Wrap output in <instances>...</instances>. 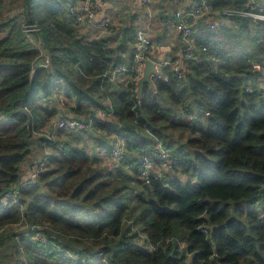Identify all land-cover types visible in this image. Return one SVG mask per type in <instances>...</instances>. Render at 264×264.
Here are the masks:
<instances>
[{
    "label": "trees",
    "instance_id": "trees-1",
    "mask_svg": "<svg viewBox=\"0 0 264 264\" xmlns=\"http://www.w3.org/2000/svg\"><path fill=\"white\" fill-rule=\"evenodd\" d=\"M67 1L25 0V23L40 28L48 66L23 32L25 23L17 37L0 40V198L18 186L39 143V157L48 159L38 184L20 189L16 201L0 203V246L7 229L25 222L27 231L45 240L23 237L27 231L12 237L21 255L16 264H264V47L258 43L264 22L241 17L218 33L201 26L202 59L190 62L181 78L166 68L169 81L145 85L139 99L137 83L124 87L104 78L122 63L113 61L104 42L79 32L66 15ZM230 4L246 9L244 0L211 1L218 10ZM225 38L247 40L261 54L234 59ZM54 75L65 82L55 84ZM63 89L66 102L60 103L56 95ZM58 105L92 121L84 132L123 139L114 173L93 166L86 150L67 140L52 137L43 145L44 137L35 136L46 123L53 130ZM22 106L31 113L29 126ZM98 110L113 112L114 121H99ZM165 128L190 137L171 145L163 139ZM156 138L170 158L155 160L158 171L145 183L141 163ZM162 169L193 173L195 181Z\"/></svg>",
    "mask_w": 264,
    "mask_h": 264
},
{
    "label": "built area",
    "instance_id": "built-area-1",
    "mask_svg": "<svg viewBox=\"0 0 264 264\" xmlns=\"http://www.w3.org/2000/svg\"><path fill=\"white\" fill-rule=\"evenodd\" d=\"M104 0H68L66 3V15L69 16L77 26H86L92 24ZM143 9L142 13L138 15L139 21L147 19L148 23L138 25L134 30V40L132 43V56L129 63H122L111 70H109L104 78L107 82L113 84L123 85L128 87L136 84L144 72L145 60L151 59L150 53L153 46L149 26L152 19L153 0H139ZM211 1L214 0H191L190 4L185 9L177 10L175 13V29L178 31L182 38V60H173L168 58H161L154 60L156 67V74L153 76L154 80L169 81L166 68L170 67L181 78L187 70V65L192 61H199L202 59V53L207 50L206 46H198V25L203 23L210 31L216 32L224 24L234 25L235 19L241 17L251 18L256 21L264 22V0H244L245 7L237 8L235 5L223 7L219 10H213ZM216 13V19L213 14ZM111 26V18L104 17L101 22V28L107 31ZM23 32L26 34L27 39L37 44L40 49L41 55L44 56L43 64L48 66L50 64L49 57L44 53L41 46V39H38L40 28L37 24H23ZM258 43L264 47V33L258 38ZM54 73V72H53ZM63 79L54 75L53 82L55 84L63 83ZM247 92H252L250 86H245ZM262 98H264V81L259 88ZM57 98L60 103L66 102V90L63 89L57 92ZM46 100L44 99V102ZM107 106L112 108V103L107 98ZM98 120L101 122L114 121L115 117L113 112L106 113L98 110ZM92 121L80 117H67L60 116L51 120V127L54 131H63L67 134H75L84 132L92 127ZM117 128L120 124L116 122ZM111 139L109 146H98L97 152L103 157H111L114 160H120L123 156V139L116 133L106 134ZM48 153V152H47ZM170 151L165 148L162 143L156 138V144L152 148V152L146 156L141 163V177L145 183L149 182V177L157 172L155 160L169 161ZM48 159L46 157H39L29 167L26 174H22V178L11 193L5 194L0 198V203L5 205L9 199L17 200L19 190L29 185H36L39 182L40 174L45 170ZM23 237L45 240L40 232L27 231L22 234ZM138 244H141L143 249L151 250L149 244L141 242L140 239H134ZM102 257V253L99 254ZM72 258L83 260L79 255H71ZM24 259V257H23Z\"/></svg>",
    "mask_w": 264,
    "mask_h": 264
},
{
    "label": "crops",
    "instance_id": "crops-1",
    "mask_svg": "<svg viewBox=\"0 0 264 264\" xmlns=\"http://www.w3.org/2000/svg\"><path fill=\"white\" fill-rule=\"evenodd\" d=\"M190 2L191 0H153L151 4L152 19L149 26V32L153 43L150 57L153 61L161 58H168L171 59V61L177 59L182 60V38L174 26L175 13L177 10L187 8ZM142 11L143 9L139 0H104L92 24L77 26V28L87 39L104 42L114 62L126 64L130 62L132 56V40L130 36H134V30L138 25H147L148 23L147 19L139 21L138 15L141 14ZM107 16L111 18V26L107 31H104L101 28V22L102 19ZM212 17L216 19V13H214ZM201 26H204V24L200 23L198 25V34ZM230 26V23L224 24L221 28H229ZM57 109L59 116H76L72 111L66 108L62 109L59 105ZM43 130L53 131L48 126V123H46L44 127H41V131ZM97 133L98 132L91 131L78 133L69 136L70 139H72L71 141H69V137H67L66 140L73 146L84 148L92 163L106 166L104 161L109 160L107 157L99 155L96 149L101 143L111 144V139L104 138ZM39 155L40 148L37 145L29 159V165L23 167L22 174L28 172V167ZM115 166L118 167L119 163L117 162Z\"/></svg>",
    "mask_w": 264,
    "mask_h": 264
},
{
    "label": "rangeland",
    "instance_id": "rangeland-1",
    "mask_svg": "<svg viewBox=\"0 0 264 264\" xmlns=\"http://www.w3.org/2000/svg\"><path fill=\"white\" fill-rule=\"evenodd\" d=\"M28 14L25 9V0H4L2 6L0 7V40L4 38H13V36L16 32L17 29L21 28V25L25 22H28ZM219 29L216 32L213 33H218ZM17 37V36H16ZM227 40V43L224 44L225 48L230 49L234 55V59H238L241 54H248V53H254L258 54V56L261 54V51L257 48L256 45H252L250 42L247 40H242V39H235V38H225ZM1 53V52H0ZM239 56V57H236ZM41 62H43V59H41ZM51 67V66H50ZM65 82V80H64ZM159 100L162 102L164 105H168V100L164 94H157ZM70 105L75 106L77 102L74 100L69 101ZM70 105H68V109H70ZM84 106H89L88 104ZM92 107V106H89ZM98 112V111H97ZM83 118H86L82 116ZM44 127V126H43ZM38 134L35 133V136L37 137H44V144H49L50 141L48 138H59L61 140H66L69 135L67 134H59L58 131H46L43 130L37 132ZM164 136V140H166L169 144L175 145L179 144V146H182L183 143L186 144V139L190 137L189 133H182L179 130H173L171 128H165L164 133L162 134ZM168 135L169 138L166 136ZM69 137V141H71ZM52 142H54L52 140ZM36 143V140H33V144ZM39 145L42 147V143H39ZM55 144H51V148ZM39 146V148H40ZM51 148H44L42 149L43 151L47 149L50 153ZM185 149H188L187 146ZM109 161H104L106 166L98 165L96 163H92L93 166H96L97 168L103 169L105 172H113L114 173V167L115 164L117 163V160H111L109 157H107ZM163 173L166 171V176L171 175L173 178H178L183 182L187 181H195V177L193 173L189 174H183L178 171H171V170H166L162 169ZM28 227L25 225V222L20 225H14L7 229V235H6V240L4 241L3 245L0 246V264H16L19 262V254L15 250L14 246V241L12 237H15L17 234H21L25 231H27Z\"/></svg>",
    "mask_w": 264,
    "mask_h": 264
},
{
    "label": "water",
    "instance_id": "water-1",
    "mask_svg": "<svg viewBox=\"0 0 264 264\" xmlns=\"http://www.w3.org/2000/svg\"><path fill=\"white\" fill-rule=\"evenodd\" d=\"M156 72L157 70L155 67V62L152 59L145 60V67H144L143 75L137 82V95L139 99H141L143 96L145 85H149L150 87L154 86L153 76L156 74ZM31 75L33 76V73ZM261 99L263 98L261 97ZM20 112L27 117V125L29 126L31 124L30 111L25 106H22L20 108ZM24 166H27V164L25 163ZM145 186L148 187V184H145Z\"/></svg>",
    "mask_w": 264,
    "mask_h": 264
}]
</instances>
